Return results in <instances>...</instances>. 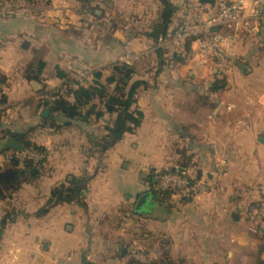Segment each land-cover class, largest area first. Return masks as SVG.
<instances>
[{
  "label": "crops",
  "instance_id": "obj_1",
  "mask_svg": "<svg viewBox=\"0 0 264 264\" xmlns=\"http://www.w3.org/2000/svg\"><path fill=\"white\" fill-rule=\"evenodd\" d=\"M54 1L0 0V73L7 77L0 166L19 153L2 147L7 135L19 141L15 134L27 132L46 153L29 181L0 198V264H134L135 246L151 259L168 255L173 264L264 259L258 252L264 217L255 224L251 212L264 206L260 39L239 34L234 68L216 82L196 66L191 41L179 57L171 48H154L157 38L148 33L165 8L163 0ZM166 1L176 8L172 29L180 22L183 0ZM128 54L137 69L134 79L145 81L133 106L143 118L133 132L101 152L93 142L115 114H92L68 126L57 115L55 125L44 123L39 98L44 88L63 85L58 69L83 81L102 70L104 80L111 65ZM39 61L45 62L40 73L30 66ZM237 62L249 71L243 73ZM173 168L211 187L189 200L175 195L171 203L154 195L153 203L137 209L140 197L151 191L145 180L150 170ZM73 177L86 179L83 198L56 203L53 188ZM148 206L156 208L152 215L144 213ZM123 247L128 251L121 256Z\"/></svg>",
  "mask_w": 264,
  "mask_h": 264
},
{
  "label": "trees",
  "instance_id": "obj_2",
  "mask_svg": "<svg viewBox=\"0 0 264 264\" xmlns=\"http://www.w3.org/2000/svg\"><path fill=\"white\" fill-rule=\"evenodd\" d=\"M165 8L159 18V21L153 23L149 35L157 38L159 35H167L174 28L170 29L172 16L176 10L175 7L163 0ZM167 50V49H166ZM166 52V51H165ZM174 57H179L173 54ZM31 69L37 68L41 72L45 67L44 61H39L35 66L30 65ZM58 75L66 78L63 85L55 90L44 88L41 91L39 105L42 108L41 115L45 121H51V125L56 124V116L62 115L66 121L65 126L72 124L73 120H87L93 114L96 118L103 116L105 112L115 114L112 125L106 127V133L93 142V145L99 148V151H105L120 141L126 133L133 132L140 125L143 118V112L140 109L133 108L136 102V96L140 86L145 84L142 79H134L137 73L136 66L125 61H116L111 65V74L102 80V70L93 72L91 80L83 81L67 78L68 74L64 70L58 69ZM37 76H27L30 78ZM221 81L217 79L216 82ZM77 82L78 87L74 88L73 83ZM115 86L111 90V84ZM7 84V77L0 73V96L3 103L6 104V94L3 86ZM64 89L66 94H73V100L64 97L60 92ZM45 95L56 96L54 99L45 97ZM2 115L3 112H0ZM15 136L24 145V149H35L45 154V150L32 142L28 138L27 132H18ZM44 160L34 162L30 158L20 157L15 154L9 158L8 162L0 166V198L11 197L20 187L30 179V171L40 168ZM163 173H174L186 178H193L185 172V169L177 168L154 171L150 170L145 180L149 183L150 189L154 195L163 202L171 203L173 197L178 193L176 188H161L159 185V175ZM197 178V177H196ZM86 188V179L84 177H73L53 188L51 198L58 202H71L75 199L83 198L82 190ZM182 200H189L193 197H181ZM259 254L264 252V243L259 248ZM134 264H173V260L168 255H163L159 259H151L149 262H138L132 257ZM183 264V263H181ZM256 264H264V259L258 257Z\"/></svg>",
  "mask_w": 264,
  "mask_h": 264
},
{
  "label": "built area",
  "instance_id": "obj_3",
  "mask_svg": "<svg viewBox=\"0 0 264 264\" xmlns=\"http://www.w3.org/2000/svg\"><path fill=\"white\" fill-rule=\"evenodd\" d=\"M239 34L258 37L264 46V0H215L214 4L203 0H183L180 22L167 35H159L154 48L166 50L171 48L173 54L185 55L188 41L193 45V57L196 66L214 80L227 79L231 74L238 54ZM133 55L128 54L123 61L131 63ZM82 79L81 76L77 80ZM77 88L78 83L74 82ZM64 97L73 100V94L60 92ZM54 99L56 96L45 95ZM233 106L228 105L227 109ZM6 104L0 96V112H4ZM20 157L39 162L45 154L35 149H24L19 152ZM225 161L221 160L218 166L224 171ZM161 188H176L178 196L197 197L206 193L211 187L206 181L199 178H186L174 173L159 175ZM252 219L256 224L264 217V206L251 207ZM255 226V227H254ZM252 227L256 230V225ZM132 255L138 262L146 263L151 257L141 247L135 246Z\"/></svg>",
  "mask_w": 264,
  "mask_h": 264
},
{
  "label": "water",
  "instance_id": "obj_4",
  "mask_svg": "<svg viewBox=\"0 0 264 264\" xmlns=\"http://www.w3.org/2000/svg\"><path fill=\"white\" fill-rule=\"evenodd\" d=\"M203 1L209 2L211 4L215 3V0H203ZM237 63H238V65L241 68L243 73H247L249 71V67L247 65L240 63V62H237ZM113 86H115V83H113ZM2 147L13 148V149L17 150L18 152H22L24 150V145L21 142H19L13 135H7L4 138V140L2 142ZM35 170H36L35 168L32 169L31 173L33 174L35 172ZM153 197H154L153 191H147L145 194H143L140 197V199L137 203V209H139L142 206V204L145 202H149V204L153 203ZM147 208L149 211L144 212V213H147L149 215H152L153 214L152 212L155 211V209H156L155 206H153V207L148 206ZM263 226H264V222H263ZM127 251H128V248L123 247L121 249V256L126 255Z\"/></svg>",
  "mask_w": 264,
  "mask_h": 264
},
{
  "label": "rangeland",
  "instance_id": "obj_5",
  "mask_svg": "<svg viewBox=\"0 0 264 264\" xmlns=\"http://www.w3.org/2000/svg\"><path fill=\"white\" fill-rule=\"evenodd\" d=\"M19 1H20V0H19ZM55 1H56V0H55ZM55 1H54V2H55ZM69 1H70L72 4H73V3H76V2H74V0H69ZM77 3H78V2H77ZM51 4H52V3H51ZM101 35H102L101 37H104V36H105V34H103V33H102ZM13 113H14V112H13ZM11 115H12V114H11ZM0 116H1V114H0ZM11 117H13V116H11ZM21 117H22V116H21ZM3 119H4V118H3ZM4 120H5V119H4ZM21 120H22V118H21ZM150 240H151V239H150Z\"/></svg>",
  "mask_w": 264,
  "mask_h": 264
},
{
  "label": "flooded vegetation",
  "instance_id": "obj_6",
  "mask_svg": "<svg viewBox=\"0 0 264 264\" xmlns=\"http://www.w3.org/2000/svg\"><path fill=\"white\" fill-rule=\"evenodd\" d=\"M44 159H46V153H45V157H44ZM151 190V189H150ZM152 191V190H151ZM145 252V251H144Z\"/></svg>",
  "mask_w": 264,
  "mask_h": 264
}]
</instances>
